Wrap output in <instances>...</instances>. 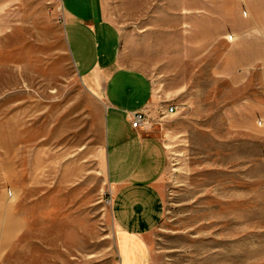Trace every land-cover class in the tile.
Returning <instances> with one entry per match:
<instances>
[{
    "label": "rangeland",
    "instance_id": "rangeland-1",
    "mask_svg": "<svg viewBox=\"0 0 264 264\" xmlns=\"http://www.w3.org/2000/svg\"><path fill=\"white\" fill-rule=\"evenodd\" d=\"M103 1L169 157L153 263L264 264V0ZM63 21L61 0H0V193L28 221L5 264H118L104 109Z\"/></svg>",
    "mask_w": 264,
    "mask_h": 264
},
{
    "label": "crops",
    "instance_id": "crops-1",
    "mask_svg": "<svg viewBox=\"0 0 264 264\" xmlns=\"http://www.w3.org/2000/svg\"><path fill=\"white\" fill-rule=\"evenodd\" d=\"M61 4L78 76L104 109L105 165L118 264H154L148 239L163 218L160 182L169 157L157 136L134 128L132 121L150 107L152 82L122 59L121 34L107 19L103 0H61ZM240 128L261 134L252 121ZM27 230V219L1 192L0 264Z\"/></svg>",
    "mask_w": 264,
    "mask_h": 264
},
{
    "label": "built area",
    "instance_id": "built-area-1",
    "mask_svg": "<svg viewBox=\"0 0 264 264\" xmlns=\"http://www.w3.org/2000/svg\"><path fill=\"white\" fill-rule=\"evenodd\" d=\"M176 112V108L175 107H170L165 113L164 115H170ZM133 127L134 128H139L142 127L144 130L146 131H150L151 127L150 124L148 123L147 120V115L145 113H138L133 117ZM11 196H13L11 194Z\"/></svg>",
    "mask_w": 264,
    "mask_h": 264
}]
</instances>
